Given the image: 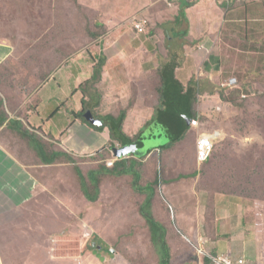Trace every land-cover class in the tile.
I'll return each mask as SVG.
<instances>
[{
  "label": "crops",
  "instance_id": "0c3cea01",
  "mask_svg": "<svg viewBox=\"0 0 264 264\" xmlns=\"http://www.w3.org/2000/svg\"><path fill=\"white\" fill-rule=\"evenodd\" d=\"M87 2L96 3L97 19L104 28L101 39L89 48V61L78 53V59L66 61L49 74L36 93L28 96L19 92L20 99L16 101L6 100L0 92V264L65 262L70 259L64 250L65 244L80 247L85 234L89 235V239L91 237L90 242L96 236L105 242L111 235L100 231L105 228L102 223L98 228L92 221L97 224L104 222L107 213L116 212L110 202L111 193L115 192L121 202H126L124 196L127 193L137 196L133 188L113 187L107 198V209L88 205L91 202L85 198L77 173L79 169L84 175L83 165L71 158L84 159V155L93 158L89 171H100L102 166L111 170L113 167L107 166L110 161L114 164L124 162L128 167L136 164L134 170L141 173L140 184L155 188L153 208L157 217L167 210L176 221L181 246L186 247L184 239L189 237L180 226L176 205L166 189L173 199L176 198L174 185L188 175L194 177L199 197L200 245L218 244L217 247L221 248L227 245L226 240L233 241L231 228L236 232L233 215L236 209L241 214V224L248 227L246 237L256 234L257 225L246 223L243 207L227 205L229 197L237 196L213 195L205 190L202 178L195 175L200 167L197 162V146L202 135L198 131L200 128L190 125L184 130V139L174 143L177 133L178 137L181 136L182 129L179 125L168 127L162 117L171 115L178 120L184 119L166 107L167 99L180 97L179 93L175 96L165 94L166 78L172 88L183 89V97H188L189 89L195 87L193 96L196 99L191 114L196 120L208 117L205 116V108L214 106L210 98L221 101L215 96L217 92L213 88L218 85L228 87L225 84L229 81L224 72L226 68L220 64L223 32L231 27L239 28L237 20L222 13L232 12L240 4L204 0L194 8L184 1L170 9L165 0ZM137 18L149 22L147 34H138L134 30ZM15 55L14 49L0 41V70L12 65L19 54ZM101 57L105 63L100 80L88 87L86 95L80 93L81 85L91 80ZM215 61L217 64H214ZM164 74H167L165 78L162 77ZM73 77L74 84L69 88L68 82H72ZM46 104H57L56 110L48 112ZM87 112L102 124L97 127L91 125L83 117ZM122 115L125 117L120 128L124 136L131 140L127 143L114 137L107 119L109 116L119 119ZM190 115L184 114L187 117ZM73 127H76L78 142L71 149L67 145L72 141ZM192 130L195 134L189 136ZM83 147L89 150L75 151ZM114 147H126L131 152L117 159L112 152ZM82 162L84 164V160ZM69 165L75 175L69 174ZM133 178L132 175L102 174L99 177L102 187L99 188L104 190L110 180L112 183H132ZM150 194L143 192L139 206ZM130 204H121V211ZM132 206L135 207L134 204ZM85 213H88L86 220L91 222L84 221ZM85 222H88L87 228ZM144 223L146 221L143 220ZM115 226L113 224L109 229ZM247 240L246 250L238 258H246L251 264H263V256L258 251L264 253V244L258 242L257 248L255 235ZM103 256V253L99 255L97 252L90 254L91 263H87L88 260L86 263L104 264Z\"/></svg>",
  "mask_w": 264,
  "mask_h": 264
},
{
  "label": "rangeland",
  "instance_id": "374dc122",
  "mask_svg": "<svg viewBox=\"0 0 264 264\" xmlns=\"http://www.w3.org/2000/svg\"><path fill=\"white\" fill-rule=\"evenodd\" d=\"M198 5L200 4H192L190 7L197 8ZM96 9V3L88 4L87 0H0V41L14 49L15 56L19 54L12 65L0 70V92L6 100L13 102L20 99L17 94L19 92L33 95L43 86L49 74L66 61L78 59L79 54L89 61V48L104 34V28L97 19ZM233 10L222 13L228 14L230 19L239 23V28L231 27L223 32L221 43L220 64L226 68L224 72L227 75L226 80L229 81L225 84L228 87L218 85L213 88L217 92L215 96L221 98V101H217L215 97L210 98L214 106L205 108V116L208 117L200 118L198 127L201 134L219 132L220 139L216 142L212 161L206 165H198L200 167L195 175L197 174L198 178L204 177V187L207 190L235 194L237 197H229L227 205L243 207V212L250 214V219L254 220V211L264 212V0H246ZM222 14L219 13V16ZM229 18L227 17L228 20ZM138 21L147 20L137 18L134 23ZM71 81L68 82L69 88L74 84V77ZM234 81L237 85L229 87L233 86ZM87 83L81 85L80 93L86 95L89 87ZM209 86L211 90V85ZM56 107L57 104H46L45 109L54 112ZM83 117L85 118V115ZM101 117L105 118L102 115ZM60 121L63 123L62 119ZM71 129L73 138L67 146L74 149L78 142L75 137L76 127ZM193 134L194 130L189 136ZM88 150V147H83L75 151ZM71 158L83 165L82 172L86 177L92 168L93 158L85 155L84 159ZM69 166V174L75 175L72 166ZM193 178L185 176L174 185V199L166 189L167 195L176 205L180 226L189 237L188 240L192 241L188 243L191 251L179 244L175 229L178 226L170 211L159 213V218L172 228L171 241L176 249L175 264H206L208 258L215 264H226L225 261L231 258L233 264H237L243 259L238 256L244 254L247 239L254 235L256 237V234L246 237L248 227L241 224V214L237 213L236 209L235 214L233 213L236 232L231 228L234 240H226L227 245L221 248L217 247L218 244L200 245V203ZM133 182L112 183L110 180L107 186L103 187L104 190H100L99 187L102 186L99 183L98 199L88 205L107 209V198L112 188L129 190L133 188ZM133 191L137 198L134 194L127 193L124 196L126 202H121L115 192L111 193L110 202L116 212L107 213L104 222L97 224L92 221L98 228L102 223L105 228L100 231L111 234L105 242L98 236L90 242L91 237L89 239V235L85 234L80 247L76 244L64 245L70 259L56 264H87L90 262L88 256L94 255L95 250L103 247L104 264H159L151 237L138 214L143 194H139L134 188ZM98 201L100 203L93 204ZM126 203H131V206L121 211V204ZM249 207L253 212L249 213ZM87 215L88 213H85L84 221H90L86 220ZM87 223L85 222L86 228ZM113 224L116 226L109 229ZM244 260L245 264H251L246 258Z\"/></svg>",
  "mask_w": 264,
  "mask_h": 264
},
{
  "label": "trees",
  "instance_id": "16d2710c",
  "mask_svg": "<svg viewBox=\"0 0 264 264\" xmlns=\"http://www.w3.org/2000/svg\"><path fill=\"white\" fill-rule=\"evenodd\" d=\"M243 2H246V0H236L233 2V5L234 4H240L241 5V4H243ZM187 3L189 4L188 6H191L193 4V3H189V2H187ZM95 38H97V35L95 36ZM104 63H105V59L101 57L100 63L97 65V67L95 68V71H94L95 77L93 76L94 78L93 77L91 78V80L87 83V86L95 85L100 80ZM166 76H167V74H164L162 77L165 78ZM164 82H165V88H164L165 94L171 93L169 96H175L174 94L179 93V96H180L174 100L170 99V98H169V100L167 99L166 100V102H167L166 107L171 108L180 117H184V119L178 120L177 118H174L171 115H162L163 121H164L165 125H168V127L170 125H179L181 127V129H182L181 130V136L178 137V133H177L176 139L173 140L174 143H177L178 141H182L184 139L185 133H186V131L184 132V130H186L187 128H189L190 125H192L191 122L193 120H196V117L191 114L193 112L194 98L196 99V96H193V94H194L193 89L195 87H192L191 89H189L190 91H189L188 97H183L182 96L183 89L179 90V88L177 86L172 88L173 86L170 84V82L167 80V78L165 79ZM243 95H244V93H243ZM169 96H167V98ZM185 113H188L189 115L190 114L191 115L189 117H187V116H184ZM124 117L125 116L122 115L119 119H114L111 117H108L107 119L110 121L109 127L111 128V131H112L114 137L119 138L124 143H127V142H130L131 140L124 136V134L122 133V130L120 128V125H121ZM143 138L146 140V137L144 135H143ZM168 148L169 147H167V149ZM215 151H216V145H215L214 153H213L211 159L207 163L212 161V159L215 155ZM54 156L57 157V155H54ZM197 162H198V152H197ZM207 163H205V165ZM134 166H136V164H131V167H128L124 162H120V163L117 162L116 164H114V166L111 170L102 166L100 168V171L99 170L90 171L86 177H85V175H82V173L79 169H77V173L81 179V187H82L81 189L85 195V198L89 202H91V203L96 202L98 199V194H99V189H98V185L100 183L99 177L102 174H109V175H115V176L132 175L134 177L133 188L135 191H137L139 194H143V192L151 193L147 197L145 202L142 203V205L140 206L138 214H139V217L141 218L142 221L143 220L146 221V223H144L143 226L146 227V229H147V231L151 237V242L153 244V247L156 249L157 256L159 257V264H175L174 258L176 256V249L174 248V244L171 241V229L172 228L167 223L161 221L157 217V215L154 211V208H153V202H154V197H155L154 196L155 195V188L152 185H148L146 187H143L140 184L141 173L136 172L134 170ZM201 178H202V184L204 185V177H201ZM205 190L208 191L209 193H212L213 195L218 194L217 192H212L210 190H207L206 188H205ZM222 192H224V191H222ZM227 195H235V194H227ZM249 206H251V205H249ZM251 212H253V209H251V207H249V213H251ZM254 213H255L254 220H252V218L250 219V214H248V215L246 214V223L252 222V223H256V225H257V231H256L257 243H255V246L258 248V246H257L258 242H262L264 244V212L259 213V212L254 211ZM135 225H137V224H135ZM175 229L177 230L176 227H175ZM177 235H179V236H177V238L181 237L178 230H177ZM184 240L186 242L185 243L186 244V250L191 251V247L188 244L190 242L186 239H184ZM95 251L100 255L105 250L103 247V248H99ZM258 253L261 254L263 256V259H264V253H261L259 251H258ZM216 255H215V257H216ZM95 263L96 262L93 261L92 264H95ZM212 263L215 264V262L212 259L208 258L206 260V264H212ZM263 264H264V261H263Z\"/></svg>",
  "mask_w": 264,
  "mask_h": 264
},
{
  "label": "built area",
  "instance_id": "2783aa9c",
  "mask_svg": "<svg viewBox=\"0 0 264 264\" xmlns=\"http://www.w3.org/2000/svg\"><path fill=\"white\" fill-rule=\"evenodd\" d=\"M183 1L193 3V4H198L201 3L204 0H165V3L168 5V7L172 8L174 5L179 4ZM227 3H232L236 0H224ZM149 29V22L148 21H138L134 23V30L138 34H147ZM236 82H232L233 86L229 87H235ZM200 126V121L199 120H193L192 121V127L198 128ZM219 132L213 133V134H202L199 141H198V146H197V151H198V163L199 165H203L207 163L215 150V145L216 142L220 139V134ZM114 162L110 161L108 162V166L111 167L113 166ZM245 260L241 259L240 261L237 262V264H245ZM226 264H233L232 259L225 261Z\"/></svg>",
  "mask_w": 264,
  "mask_h": 264
},
{
  "label": "water",
  "instance_id": "95a60500",
  "mask_svg": "<svg viewBox=\"0 0 264 264\" xmlns=\"http://www.w3.org/2000/svg\"><path fill=\"white\" fill-rule=\"evenodd\" d=\"M85 118L91 125H93L95 127L100 126L102 124V122L94 120V118L92 117L90 112H87L85 114ZM112 152H113V155L115 157H117L118 159H122L123 157L128 156L130 154L131 150L129 148H126V147L123 149H119V148L114 147L112 149Z\"/></svg>",
  "mask_w": 264,
  "mask_h": 264
}]
</instances>
